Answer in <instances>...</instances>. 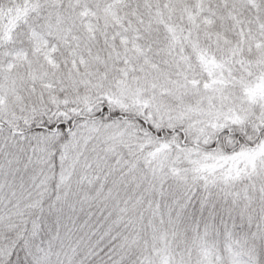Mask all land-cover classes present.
<instances>
[{
  "label": "snow or ice",
  "instance_id": "obj_1",
  "mask_svg": "<svg viewBox=\"0 0 264 264\" xmlns=\"http://www.w3.org/2000/svg\"><path fill=\"white\" fill-rule=\"evenodd\" d=\"M0 264H264V0H0Z\"/></svg>",
  "mask_w": 264,
  "mask_h": 264
}]
</instances>
